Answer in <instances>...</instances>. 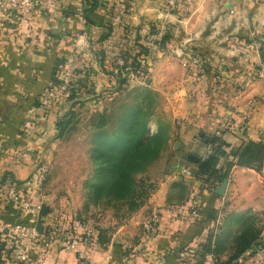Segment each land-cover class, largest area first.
<instances>
[{"label":"crops","instance_id":"crops-1","mask_svg":"<svg viewBox=\"0 0 264 264\" xmlns=\"http://www.w3.org/2000/svg\"><path fill=\"white\" fill-rule=\"evenodd\" d=\"M164 3L56 0L55 9L38 8L28 17L0 8V183L7 176V183L0 184V234L7 240L0 264L22 243L45 264H250L253 250L264 247V157L260 170L233 167L222 197L213 193L222 183L212 184L210 191L198 178V163L187 159L205 158L216 138L225 152L217 169H224L234 161L231 149L246 141L264 144V98L245 117L248 101L264 95V73L258 75V66H264V0H180L174 11ZM161 23L171 29V40L165 48L149 50L147 80L130 76L124 86L144 89L158 102L147 118L150 131L157 132L160 120L170 127L169 149L148 168L154 190L122 221L98 224L96 241L79 246L81 255L46 246L48 229L57 226L80 235L77 223L89 220L77 189L59 185L56 172L41 187L32 179L40 162L58 151V124L67 121L69 110L86 103H60L45 114L39 96L54 84L70 54L76 56L79 85L93 97L110 91L116 83L101 68L100 54L103 63L114 62L123 38L131 45L137 31ZM107 32L110 36L100 40ZM190 52L203 58L206 73L181 65ZM18 153L25 154L20 163ZM176 183L186 187L178 201L172 189ZM10 192L39 207L37 213L26 214L10 200ZM154 212L158 231L146 238L142 225ZM37 222L42 229L37 238L19 241L10 235L14 226ZM248 225L257 233L255 240L236 253L235 241Z\"/></svg>","mask_w":264,"mask_h":264},{"label":"rangeland","instance_id":"rangeland-1","mask_svg":"<svg viewBox=\"0 0 264 264\" xmlns=\"http://www.w3.org/2000/svg\"><path fill=\"white\" fill-rule=\"evenodd\" d=\"M179 1L180 0H165V8L168 11H174L179 4ZM155 28L157 32L153 35L148 34L149 29L141 31L139 34L141 38L148 37V40L145 41L144 39V41L141 40V42L149 50L152 47L158 48L156 43L160 41L165 32L170 33L171 31V29L163 23L157 24ZM110 34L111 33H109V36ZM134 38L135 37H132L133 42L131 45L123 38L114 62H112L113 59L106 60L104 62V66L107 67L108 70L101 67L105 73H107L110 77L112 76L114 81V74L118 72L119 67L118 60L123 64L121 55H124L127 50H130L131 54L137 50L135 49ZM198 56L204 63L203 58L200 55ZM145 58L141 59V65L146 66L148 70L149 67L144 62ZM182 62L183 61L181 60V63ZM113 63L116 65L113 66ZM108 64H111V68ZM189 67H195L199 74L206 73L207 69L205 63L203 64V68H205L203 73H200L195 65H189L185 68ZM258 67L259 71L261 68H264V66ZM130 76L137 78L134 73L129 72L127 74V80ZM218 78H220V76ZM75 80L76 81L71 85L70 93L64 98L65 100H62L60 103H69L73 107L77 104H86L84 106H78L72 111L69 110L70 114L65 119L68 122L67 126L64 134L61 135L57 142L59 143L57 148L58 151H53L52 154H50V161L43 164H46L48 167L46 175V177L48 176L47 178H50L56 172V175H58V178L61 180L59 185L64 187L72 186V188L75 187L77 189V193L80 194L82 197L81 199H83V202L87 207V216L89 217V220H86V223L87 225L89 223L91 225L90 228L97 233L96 230L98 224H102L101 226L106 225L109 222H112V219H115L118 222L122 221L128 216V213L134 209V206L140 205L152 193L155 188V181L150 178L148 168L154 164L156 160H158L162 153H165L169 149L168 132L170 131V127L168 125H161L163 124V121L160 120V126L158 127L157 132L153 133L150 131V128L141 137L143 144H150L149 146L155 149L156 152L148 157L146 161L141 162L140 171L134 174L132 178L134 183L131 196L122 199L111 194L109 192L110 190L107 188L101 191L97 189L96 185L100 182L99 178L103 179L101 176V165L104 160L107 159V156L104 158L98 157L99 150L105 145V140L102 137L105 136L114 139L120 130V123L122 119L130 113H134L139 116L137 118L139 125L141 124L142 126L144 123L146 126V123H150L147 122V118L150 114H153L154 110H157L158 102L153 99L150 93L138 87L132 90H128L123 87L118 91H114V88L112 87L110 91H106L99 96L93 97L83 86L78 84L77 78H75ZM55 84L56 81L44 91L52 88ZM70 96L73 99H69ZM87 97H89V100L85 101L88 103L83 102L84 98ZM56 106L44 109L38 105V107L41 108L45 114L56 110ZM158 115L159 114L157 113V116ZM135 120L136 119H134V121ZM62 122L66 121L63 120ZM23 129L28 131L29 126H23ZM153 136H156V138L149 141ZM134 153L135 155L137 154L136 157L138 158H142L145 154L137 152Z\"/></svg>","mask_w":264,"mask_h":264},{"label":"trees","instance_id":"trees-1","mask_svg":"<svg viewBox=\"0 0 264 264\" xmlns=\"http://www.w3.org/2000/svg\"><path fill=\"white\" fill-rule=\"evenodd\" d=\"M95 4H92L91 8ZM155 24H152L148 30L149 35L155 34L156 28ZM109 33H104L100 40H104L108 37ZM135 52L131 54L130 50L125 51L124 55H121L123 59V64L118 67V72L114 74L116 84L113 86L114 91L121 90L127 81V74L132 72L139 79H147L148 70L147 67L141 65V59H144L148 53L149 49L141 42L142 38L139 36L137 31L135 34ZM148 37H145V41ZM171 40V34L165 32L156 44L158 48H165L166 44ZM102 59H100V66L103 68V54H100ZM130 61V62H128ZM116 64L113 63V66ZM208 70L206 69V72ZM69 99H73L71 96ZM39 105V104H38ZM139 116L130 113L124 117L120 123V130L117 136L113 138H108L103 136L105 140V145L99 150V158L107 159L104 160L101 165V176L99 184L96 185L97 189L103 191L107 188L109 192L118 198H126L131 196L133 190V176L140 171L141 162L146 161L148 157L156 152L155 149L150 147V144H143L142 136L149 130L143 123L138 124L137 118ZM134 119H136L134 121ZM66 122H60L58 124L59 134L61 136L64 129L67 126ZM156 138V136H153ZM214 147V154L207 156L206 158H200L198 161V178L206 184L209 189L212 184L217 183L220 185L225 179L228 178L230 171L233 167H244L255 170H260L264 157V144L261 142L255 143L252 141H246L241 147L237 149H231L229 155L233 157L234 161L226 164L224 169H217L218 155L223 156L225 152L222 150V143L214 138L212 143ZM145 153L142 158L136 157L135 153ZM6 177L1 181L0 184L5 185ZM11 179V178H10ZM11 181V180H10ZM1 186V185H0ZM172 189L176 192V201L184 195L186 187L182 183H176L172 186ZM212 191V189H210ZM143 203V202H142ZM141 203V204H142ZM140 204V205H141ZM134 206V209L138 208ZM25 225V224H22ZM257 233L253 230V227L248 225L244 231L237 237L235 241L236 253H241L247 249L252 242H254ZM5 238L1 237L0 234V257L4 253L6 246Z\"/></svg>","mask_w":264,"mask_h":264},{"label":"built area","instance_id":"built-area-1","mask_svg":"<svg viewBox=\"0 0 264 264\" xmlns=\"http://www.w3.org/2000/svg\"><path fill=\"white\" fill-rule=\"evenodd\" d=\"M6 8L15 13L19 14L21 17H28L30 14L35 12L38 8L44 10H50L56 8V0H0V8ZM182 66L187 67L189 65H195L200 73L205 71L203 68L202 59L196 55L194 52L188 53L185 58H182ZM118 65L121 66L122 62L118 60ZM75 69H76V56L73 54L68 55L62 64L58 67L56 71L55 81L56 84L44 91L39 97V106L48 109L56 106L70 93L71 85L75 80ZM264 73V68H261L258 75ZM219 75L216 77L218 79ZM244 89L241 88L240 91ZM243 91V90H242ZM264 95L259 98H254L248 101L249 111L245 114L248 118L249 114L254 112ZM214 147L211 146L206 152V156L214 154ZM222 156L218 155V158ZM25 158V154L18 153L16 157V162L20 163ZM48 172V167L46 164L40 162V164L35 168L32 174L33 183L37 186H41L46 179ZM10 200L14 202H19V205L23 208L24 212L29 215H34L37 213L39 207L30 206L29 202L20 201L18 196L10 192ZM159 217L157 213H152L151 216L146 219L142 225V234L146 238L154 236L158 231ZM77 230L80 231V235L74 234L72 229H60L57 226H53L46 232V243L55 244L62 250L66 252H78L79 246L83 245L89 247L95 239L94 231L88 227L85 222H78L76 225ZM10 235L17 237L19 241L24 239H34L39 237V233L36 231L34 225H17L14 226L10 231ZM81 255V253H79ZM6 264H45L41 255L36 259H33L30 255V246L27 243H22L17 246L14 251H12ZM250 264H264V247H256L251 254Z\"/></svg>","mask_w":264,"mask_h":264},{"label":"water","instance_id":"water-1","mask_svg":"<svg viewBox=\"0 0 264 264\" xmlns=\"http://www.w3.org/2000/svg\"><path fill=\"white\" fill-rule=\"evenodd\" d=\"M187 159H188L189 161H191V162H194V163H198V161H199V159H198L197 157L193 156V155H189V156L187 157ZM227 183H228V180H224V181L222 182V184H221L218 188H216V189L213 191V193H214L215 195L219 196V197L224 196V193H225V190H226V185H227ZM41 211H42V210H40L39 214H41ZM39 216H40V215H39ZM35 229H36V231H37L39 234H42V229H41V226H40V223H39V222H37V224L35 225Z\"/></svg>","mask_w":264,"mask_h":264}]
</instances>
